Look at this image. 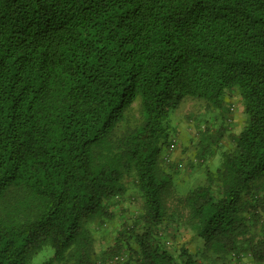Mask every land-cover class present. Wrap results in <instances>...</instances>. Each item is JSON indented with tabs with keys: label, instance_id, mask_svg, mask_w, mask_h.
Segmentation results:
<instances>
[{
	"label": "trees",
	"instance_id": "obj_1",
	"mask_svg": "<svg viewBox=\"0 0 264 264\" xmlns=\"http://www.w3.org/2000/svg\"><path fill=\"white\" fill-rule=\"evenodd\" d=\"M228 90L244 125L169 210L171 114L222 109ZM221 136L206 125L197 157ZM130 181L141 210L103 245ZM174 220L199 251L168 248ZM48 246L40 264L264 263V0H0V264Z\"/></svg>",
	"mask_w": 264,
	"mask_h": 264
},
{
	"label": "rangeland",
	"instance_id": "obj_2",
	"mask_svg": "<svg viewBox=\"0 0 264 264\" xmlns=\"http://www.w3.org/2000/svg\"><path fill=\"white\" fill-rule=\"evenodd\" d=\"M140 108L134 103L127 111V124L131 127L140 120ZM172 134L167 150L163 153V164L171 174V195L167 205L171 210L178 200L183 199L188 191L201 184L206 179V169L215 168L219 163L220 153L229 149L234 144L235 136L241 131L245 122L243 103L236 90L226 92L222 109H208L205 102L195 98H186L171 114ZM210 126V129L222 132L220 149L207 160L197 157L196 142L199 132ZM131 182V181H130ZM129 194L126 198L117 201L112 207L114 217L104 224L98 235L104 239L106 246L114 243V238L126 221H131L141 210L142 201L133 183L131 182ZM181 221H172L170 225H162L161 235L166 240V245L173 252L180 245L185 244L192 251H199L201 244L193 232ZM53 249L48 246L35 255L30 264H40L53 256ZM121 259V257H120ZM120 261V260H119ZM264 264L255 262L248 252H243L228 264ZM218 264H222L218 262Z\"/></svg>",
	"mask_w": 264,
	"mask_h": 264
},
{
	"label": "built area",
	"instance_id": "obj_3",
	"mask_svg": "<svg viewBox=\"0 0 264 264\" xmlns=\"http://www.w3.org/2000/svg\"><path fill=\"white\" fill-rule=\"evenodd\" d=\"M170 147L173 148L174 144L172 143ZM117 260H119V257H115V259L109 261L107 264H116ZM239 264H242V263L240 262Z\"/></svg>",
	"mask_w": 264,
	"mask_h": 264
}]
</instances>
